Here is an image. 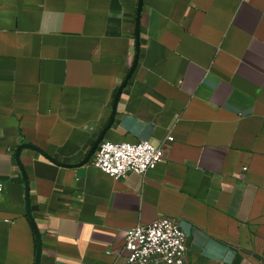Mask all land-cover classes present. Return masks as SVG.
Returning <instances> with one entry per match:
<instances>
[{
	"label": "crops",
	"instance_id": "0c3cea01",
	"mask_svg": "<svg viewBox=\"0 0 264 264\" xmlns=\"http://www.w3.org/2000/svg\"><path fill=\"white\" fill-rule=\"evenodd\" d=\"M104 140L162 160L113 179ZM0 183V264H124L163 216L186 264L261 249L264 0H0Z\"/></svg>",
	"mask_w": 264,
	"mask_h": 264
},
{
	"label": "built area",
	"instance_id": "2783aa9c",
	"mask_svg": "<svg viewBox=\"0 0 264 264\" xmlns=\"http://www.w3.org/2000/svg\"><path fill=\"white\" fill-rule=\"evenodd\" d=\"M167 139L171 141L173 137ZM162 154L161 145L149 140L135 143L104 140L98 145L92 164L109 177L119 179L128 172L145 175L162 160ZM188 242L179 221L170 216L137 224L125 235L124 264H186Z\"/></svg>",
	"mask_w": 264,
	"mask_h": 264
},
{
	"label": "rangeland",
	"instance_id": "374dc122",
	"mask_svg": "<svg viewBox=\"0 0 264 264\" xmlns=\"http://www.w3.org/2000/svg\"><path fill=\"white\" fill-rule=\"evenodd\" d=\"M238 264H264V246Z\"/></svg>",
	"mask_w": 264,
	"mask_h": 264
}]
</instances>
